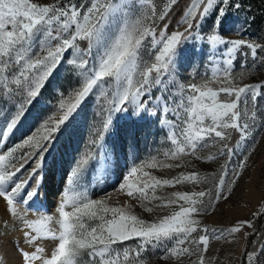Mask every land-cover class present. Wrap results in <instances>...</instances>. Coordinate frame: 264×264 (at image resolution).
<instances>
[{
  "label": "snow or ice",
  "instance_id": "obj_1",
  "mask_svg": "<svg viewBox=\"0 0 264 264\" xmlns=\"http://www.w3.org/2000/svg\"><path fill=\"white\" fill-rule=\"evenodd\" d=\"M240 7L236 0H185L183 6L163 0L162 7L156 0H0V264H146L157 253L165 264H185L186 258L214 264L218 257L207 256L210 242L242 232L260 237L251 251H241L242 264H264V233L256 230L264 204L228 228L199 219L230 198L246 159L229 165L264 131V81L238 82L251 68L264 69V44L226 38L223 31L226 14ZM209 17L213 22L205 27ZM186 46L193 58L204 52L205 76L181 72ZM61 69L75 86L55 85L56 103L41 106ZM89 101L96 109L90 139L64 176L53 213L41 198L48 158ZM33 108V127L9 146ZM120 115L154 121L169 146L162 155L177 162L154 158L134 166L119 191L149 213V192L160 201L155 207L178 210L147 221L109 206L106 197L94 198L93 183L101 185L113 168L108 140ZM234 134L238 139L229 146ZM211 147L214 153L200 154ZM219 158L224 163L209 174L180 172L169 179L143 171ZM189 183L203 187L170 198L154 195ZM30 211L40 214L29 218ZM10 232L19 235L12 239Z\"/></svg>",
  "mask_w": 264,
  "mask_h": 264
},
{
  "label": "rangeland",
  "instance_id": "obj_2",
  "mask_svg": "<svg viewBox=\"0 0 264 264\" xmlns=\"http://www.w3.org/2000/svg\"><path fill=\"white\" fill-rule=\"evenodd\" d=\"M41 2H54V0H41ZM157 4L162 7L163 0H156ZM185 0H181L183 6ZM241 7L238 10L232 9L226 14L223 21V31L226 38L244 39L250 42H257L264 44V0H236ZM179 9H177V12ZM178 18V17H177ZM213 22V17H209L205 27H208ZM243 25V29L237 32V28ZM204 52L201 51L199 57H192V49L186 46L185 54L180 58L181 72L188 76L189 73L198 72L200 77L205 76L206 66H201L204 60ZM250 59V58H249ZM199 79V77L197 78ZM264 81V69L251 68L239 83H257ZM75 80L70 79L68 73L61 69L55 73V77L48 90L45 93L41 106L50 103L55 104L56 98L53 88L55 85H63L65 88L75 86ZM37 109L33 108L26 119L21 123L15 135L11 138V143H18L24 138L33 127L35 120L34 116ZM96 111L91 108V101L85 107L82 115L72 125L70 130L61 138L54 151V155L49 159V171L44 185L45 194L42 193L41 198L44 201V207L47 210L55 212L56 199L63 189L62 180L71 168L79 151L87 148L90 139V129L88 122L91 124V112ZM121 115L115 121V128L108 140V147L111 149L113 155L118 157L124 170L114 167L109 176L104 182L97 186L93 183L91 191L94 198H107L109 206L124 207L126 211H130L142 219L153 221L160 216L168 215L173 210H178L176 206L171 208H158L155 205L159 204V200H151L153 193L149 192V199L144 201L147 207H153L151 213L146 212L144 208L140 207L139 202L135 198H129L125 192L118 189V184L122 182L124 175L132 167H138L142 164L152 163L153 159L161 164H174L177 161L165 159L163 152L168 150V145L163 141L164 133L160 132L154 121L145 119L143 121H136L130 116L124 119ZM237 136H233L229 146H234ZM214 147L205 148L201 155L214 153ZM191 159V158H188ZM246 159V167L243 170L239 180L237 181L233 193L226 201H221L214 212L202 215L199 219L203 223L213 228H228L231 227L237 220L251 219L252 213L261 205L264 204V131L260 132L255 138V143L250 139L248 143L238 150V155L229 165L235 168L238 163ZM224 163V158H219L211 163H203L201 161L192 160L187 167L180 168H144L143 171H150L153 176L158 178H172L180 172L200 171L202 174H209L216 172L220 165ZM96 162H93L95 168ZM116 166V165H115ZM119 173L117 178H114L115 173ZM92 172L88 174L91 178ZM143 179V174H138V180ZM203 186H194L191 183L179 185L175 187H163L155 191V196L171 197L172 193L176 191H194L201 190ZM3 202L0 201V204ZM44 210H41L43 212ZM40 213L30 211L29 218H36ZM19 233H9L12 239H16ZM229 241H234L229 243ZM255 240L248 243V237L244 233H238L234 236H228L226 240L211 241L210 250L207 254L209 259L218 257L214 264H242L241 251L245 250L246 246L251 251L255 245ZM134 247V242H130ZM160 253L155 256L146 257V264H165L160 259ZM13 258L14 255H13ZM171 264V262H168ZM185 264H189L187 258Z\"/></svg>",
  "mask_w": 264,
  "mask_h": 264
},
{
  "label": "trees",
  "instance_id": "obj_3",
  "mask_svg": "<svg viewBox=\"0 0 264 264\" xmlns=\"http://www.w3.org/2000/svg\"><path fill=\"white\" fill-rule=\"evenodd\" d=\"M256 230H257L258 234L264 233V217L257 219V221H256ZM259 238H260L259 235L250 236V237H248V243L250 242V244H251V242L254 241V240L256 242ZM247 247H248V245L246 246L245 250L248 251L249 248H247Z\"/></svg>",
  "mask_w": 264,
  "mask_h": 264
},
{
  "label": "bare ground",
  "instance_id": "obj_4",
  "mask_svg": "<svg viewBox=\"0 0 264 264\" xmlns=\"http://www.w3.org/2000/svg\"><path fill=\"white\" fill-rule=\"evenodd\" d=\"M121 117L124 119L126 116L125 115H121ZM121 118V119H122ZM112 159L114 160V167H116V168H118V169H120L121 170V168H122V171L124 170V166L123 165H121V163H120V160L118 159V157H115L114 155H113V157H112ZM116 165V166H115ZM120 173V172H119ZM119 173H115V175H113V177L114 178H117L118 177V175H119Z\"/></svg>",
  "mask_w": 264,
  "mask_h": 264
}]
</instances>
